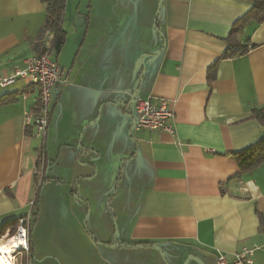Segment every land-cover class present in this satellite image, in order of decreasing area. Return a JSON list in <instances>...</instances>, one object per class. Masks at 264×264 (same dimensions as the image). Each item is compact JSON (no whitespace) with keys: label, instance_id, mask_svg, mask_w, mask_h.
<instances>
[{"label":"crops","instance_id":"0c3cea01","mask_svg":"<svg viewBox=\"0 0 264 264\" xmlns=\"http://www.w3.org/2000/svg\"><path fill=\"white\" fill-rule=\"evenodd\" d=\"M158 3L66 0L65 43L56 59L70 81L53 92L44 160L41 140L25 122L26 112L39 105V88L28 91L22 79L0 87V233L15 229L21 218L30 220L26 263L216 264L218 251L231 260L245 246L264 245L257 215L264 213V164L241 174L233 156L264 133L252 115L264 109V21L244 26L237 41L248 52L231 55L226 38L253 2L163 0L157 30L164 37L145 47L139 20ZM46 16L42 0H0V79L42 53V41L52 33L44 31ZM127 16L138 24L129 26ZM143 50L152 51L135 88L125 72ZM135 89L139 98L172 103L173 132H133L134 108L121 119ZM114 115L135 141L130 165L141 182L122 200L117 233L103 239L86 229L85 208L68 217L59 214L58 198L39 203L40 211L32 203L45 166L63 182H47L42 196L46 187H68L70 201L79 202L72 196L74 182L81 187L90 177L92 154L102 147L94 144L100 142V120ZM143 241L161 250L120 245ZM254 259L264 264V249Z\"/></svg>","mask_w":264,"mask_h":264},{"label":"rangeland","instance_id":"374dc122","mask_svg":"<svg viewBox=\"0 0 264 264\" xmlns=\"http://www.w3.org/2000/svg\"><path fill=\"white\" fill-rule=\"evenodd\" d=\"M151 1L153 2L154 0ZM153 8L154 5L152 4L151 9L144 11L141 14V20H139L144 27V30H142L143 36L140 41H143L145 47L147 44L155 46V43L162 39L161 31L157 30L155 26L156 10L150 14ZM127 18H130L128 22L129 26H134V23L138 24L135 17L127 16ZM132 46H134L133 43L127 45L126 49ZM143 51L138 54L136 53L134 60L129 61L131 64L129 63L125 72L126 76L128 75L130 79L134 80L135 88H137L139 82L141 83L144 75V64L148 62V60H145L144 63V59L152 50ZM131 104L129 106L131 109L128 112L122 111L121 119L124 120L125 118L123 117L133 112L135 100ZM119 120L120 118L116 115L110 119L104 116L103 120H100L102 130L99 137L100 142H95L94 144L101 145L102 147L95 146L97 149L95 148L91 157L94 162L92 172L89 174L90 177L85 176L87 180L80 181L81 187L74 182L72 196L74 200H78L79 202L74 205L70 201L71 191L68 187H46L44 190L45 195L42 196L41 193L42 198H40V204L42 203V205L48 204V198H58L63 203L59 214L68 217L76 215V210L85 208L86 229L90 234L103 239L112 238L117 233V219L120 220V209L121 206L122 208L124 207L122 200H124V197L132 196L141 182V175H138L134 167L130 165V160L135 154V141L130 135V130L126 128V124H118ZM94 138L96 139V136ZM87 141L88 138H85L84 145H86ZM41 174L43 175L42 171L38 176L40 177ZM41 178H38V184L41 182ZM36 211H38L37 208ZM99 224L102 227L98 228ZM6 238L11 237L8 236ZM16 255L14 254V257ZM23 257H25V253ZM18 258L21 259V256L19 255Z\"/></svg>","mask_w":264,"mask_h":264},{"label":"built area","instance_id":"2783aa9c","mask_svg":"<svg viewBox=\"0 0 264 264\" xmlns=\"http://www.w3.org/2000/svg\"><path fill=\"white\" fill-rule=\"evenodd\" d=\"M54 33H49L42 41L43 51L40 55L29 58L24 69H16L11 75L0 79V87H7L22 79L27 86L39 88V105L26 112V125L33 129L34 134L41 140V152L44 160L46 151L47 132L50 121V103L54 89L60 85L69 83L70 78L56 59L58 49L53 45ZM30 91V88L27 89ZM27 91V92H28ZM135 115L132 120L133 132L142 130L150 132H173L175 112L172 103L166 98H139L135 99ZM34 205V202L32 203ZM30 221L21 218L14 237L21 238V248L15 249L17 254L15 264L26 263L23 257L30 251L29 243ZM10 235L6 233L3 238ZM258 249H264V245L243 247L237 251L231 260L221 251L217 252L216 264H255L254 254ZM21 256V259L18 256ZM28 264V263H26Z\"/></svg>","mask_w":264,"mask_h":264},{"label":"trees","instance_id":"16d2710c","mask_svg":"<svg viewBox=\"0 0 264 264\" xmlns=\"http://www.w3.org/2000/svg\"><path fill=\"white\" fill-rule=\"evenodd\" d=\"M42 1H44L47 4V16H46L44 31L45 33L46 32L54 33L53 45L55 48L60 49L64 45L65 37H66V34L62 28V19L65 13L66 0H42ZM249 1L253 2L254 4L253 8L233 24L229 36L226 38L227 43H229V45L231 46V55H236L239 53L245 54L248 52V47L239 44L237 41V36L242 32L244 26L251 20H256L259 23L264 21V0H249ZM159 27L160 25L158 20L157 29H159ZM4 99L5 98L1 99L0 103L4 102L5 101ZM252 115L264 125V109H255ZM233 156L238 163L241 174L252 171L255 168L263 165L264 164V133L259 137V139L255 143H253L252 145H250L249 147L243 150L235 152ZM47 170H48L47 166H45L42 169L43 175L41 174L40 176L42 177L41 182L38 184L36 190V196L33 206L37 205L38 210L40 203L39 199L41 197L43 185L50 181L61 183L60 179L51 178L48 175ZM40 177L37 176V180ZM257 215L259 217L260 225L264 232V213L257 210ZM37 216H38V212H35L34 217ZM16 228L10 231L9 237H12V235L15 234ZM4 234L5 232H1L0 237H2ZM138 244L147 245L151 243L147 241H143V242H139Z\"/></svg>","mask_w":264,"mask_h":264},{"label":"bare ground","instance_id":"6f19581e","mask_svg":"<svg viewBox=\"0 0 264 264\" xmlns=\"http://www.w3.org/2000/svg\"><path fill=\"white\" fill-rule=\"evenodd\" d=\"M21 238L0 239V264H15L14 251L17 248H21Z\"/></svg>","mask_w":264,"mask_h":264},{"label":"water","instance_id":"95a60500","mask_svg":"<svg viewBox=\"0 0 264 264\" xmlns=\"http://www.w3.org/2000/svg\"><path fill=\"white\" fill-rule=\"evenodd\" d=\"M162 1L163 0H159V3H158V7H157V10H156V14H155V25H157L159 13L161 11ZM162 36H163V34H162ZM137 93H138V89L134 92L133 96H131L128 100L131 101V102L134 101L137 98V95H138ZM120 245H122L124 247H128V248H130V247H137V248H140V247H142V248L143 247H154V248H156L158 250H161V248L159 246L155 245V244H147V245H141V244H137V245L120 244Z\"/></svg>","mask_w":264,"mask_h":264}]
</instances>
